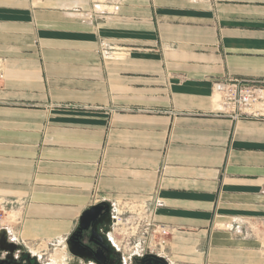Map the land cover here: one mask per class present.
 Instances as JSON below:
<instances>
[{"label":"crops","instance_id":"crops-1","mask_svg":"<svg viewBox=\"0 0 264 264\" xmlns=\"http://www.w3.org/2000/svg\"><path fill=\"white\" fill-rule=\"evenodd\" d=\"M0 72V239L92 264L66 240L106 202L119 249L142 213L170 264H262L264 116L212 84L264 82V0H0Z\"/></svg>","mask_w":264,"mask_h":264},{"label":"rangeland","instance_id":"rangeland-1","mask_svg":"<svg viewBox=\"0 0 264 264\" xmlns=\"http://www.w3.org/2000/svg\"><path fill=\"white\" fill-rule=\"evenodd\" d=\"M112 2H110L111 4ZM109 49L108 45H100L98 49L100 52ZM218 95H214V101H218ZM115 231H119L117 235L118 243L115 238H112L113 242L120 247L127 260L134 253H140L144 250L159 251V232L153 231L154 227L149 226L146 220L142 217V213L138 215L124 214L121 220L114 226ZM156 228V227H155ZM251 234L255 242H257L259 252L254 254V257L261 260L264 264V220H258L257 222L250 223ZM157 229V228H156ZM55 248V247H54ZM52 246H27L23 247L24 250L29 252L30 255L35 254L36 260L40 264H75L74 261H67L65 254L60 250L54 251ZM163 249V248H161ZM256 255V256H255Z\"/></svg>","mask_w":264,"mask_h":264},{"label":"built area","instance_id":"built-area-1","mask_svg":"<svg viewBox=\"0 0 264 264\" xmlns=\"http://www.w3.org/2000/svg\"><path fill=\"white\" fill-rule=\"evenodd\" d=\"M108 1L115 3L119 0ZM106 51L107 50H104L103 53ZM1 78L2 74L0 72V80ZM212 88L214 94L218 95V113L228 115L233 119L244 116H264V82L241 78H228L213 82ZM1 220L2 214L0 213V221ZM149 226L154 227V232H159V251L155 254L164 256L163 249L161 248H164L166 244V237L169 234V231L163 226H154L151 224H149ZM1 227L2 225H0V228ZM145 251L154 253V251L144 250L136 254L141 255Z\"/></svg>","mask_w":264,"mask_h":264},{"label":"flooded vegetation","instance_id":"flooded-vegetation-1","mask_svg":"<svg viewBox=\"0 0 264 264\" xmlns=\"http://www.w3.org/2000/svg\"><path fill=\"white\" fill-rule=\"evenodd\" d=\"M111 223H107L106 219L101 221L97 226V234L90 230L81 231L80 237L83 243L89 245L88 249L83 252L86 254L84 258L86 263L92 264H159L157 260L147 257L148 251L143 252L141 255L136 253L132 254L129 260L126 259L123 252L110 245L105 238L109 231ZM85 231L87 233H85ZM99 239V240H98ZM103 240L100 241V240ZM105 239V241H104ZM0 264H40L36 260L35 254L30 255L29 252L24 250L22 246L17 245L15 242H10L5 239H0Z\"/></svg>","mask_w":264,"mask_h":264},{"label":"water","instance_id":"water-1","mask_svg":"<svg viewBox=\"0 0 264 264\" xmlns=\"http://www.w3.org/2000/svg\"><path fill=\"white\" fill-rule=\"evenodd\" d=\"M111 217V208L110 205L106 202L96 204L87 209L82 214L79 220V226L77 230L68 238V240H66V245L69 253L75 257L85 258L86 254L83 251L88 249V247L81 240V231L92 228V232L99 236V234H97L98 224H100V222L105 219L108 224L111 223ZM100 241L103 242L102 239ZM147 257L157 260L158 262H160L159 264H170L166 257L155 253H149L147 254Z\"/></svg>","mask_w":264,"mask_h":264}]
</instances>
